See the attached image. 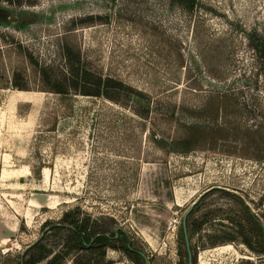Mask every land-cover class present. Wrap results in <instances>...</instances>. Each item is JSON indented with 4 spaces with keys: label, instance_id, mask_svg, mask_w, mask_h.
Masks as SVG:
<instances>
[{
    "label": "rangeland",
    "instance_id": "obj_1",
    "mask_svg": "<svg viewBox=\"0 0 264 264\" xmlns=\"http://www.w3.org/2000/svg\"><path fill=\"white\" fill-rule=\"evenodd\" d=\"M84 70L181 115L152 111L143 126L122 93L74 91ZM178 122L201 142L188 153L151 138L182 135ZM218 188L264 233V0H0V264L38 244L48 252L33 264H138L139 252V264H188L191 207L190 264H264V236ZM70 217L121 228L130 255L113 240L75 247Z\"/></svg>",
    "mask_w": 264,
    "mask_h": 264
},
{
    "label": "trees",
    "instance_id": "obj_2",
    "mask_svg": "<svg viewBox=\"0 0 264 264\" xmlns=\"http://www.w3.org/2000/svg\"><path fill=\"white\" fill-rule=\"evenodd\" d=\"M176 3H179L183 5L186 8H191L193 0H174ZM74 91L78 92L81 95L89 96L90 98H98V97H104L108 99H114L115 93H122V96L127 99V101L133 106V116L129 117L132 119V117H135L139 119V123H141L143 126L147 123L151 122V113L152 111H159L163 112L164 114H168L170 116H173L175 113L176 115L180 116L182 110L175 111L174 108L166 107L162 108L160 106H153L151 104L150 99L147 98V96L144 94L143 91L134 88L122 80H119L117 78H113L110 76H100V75H91L84 70L81 75L77 74L72 76V78L69 81L68 84ZM55 92L59 93L61 96L59 97L64 98L65 92L62 88H55ZM76 94V93H75ZM166 109V110H165ZM163 110V111H162ZM166 111V112H165ZM170 113V114H169ZM62 117V119L67 120L70 119L72 113H65ZM123 117H127L123 112H120ZM177 117V116H176ZM179 119V117H177ZM150 120V122H149ZM183 122H178V126L183 129L182 135H177L174 137L171 136H164L163 134L152 132L151 138L152 141L156 145H165L167 151H171L174 153H188L192 150H194L197 146H199L200 139L197 136V131L191 130L189 127H193V124H186ZM220 192L223 194L229 196L233 200H235L239 205L241 210L244 212L246 219L252 224L257 226L259 233L262 234L263 227L259 224L257 218L254 216V214L251 212L249 206L242 200V198L231 191H227L224 189H219ZM207 194V193H205ZM204 194V195H205ZM194 208H190L187 217H186V228L188 233V238L190 237L191 232L198 231L201 227V220H193L191 219V214L193 213ZM69 216L68 213H65L64 218L67 219ZM68 229L73 237L74 240V246L79 248H93L97 244L100 246L108 244L110 240H113L115 242H119L121 244V248L130 255L129 248L131 247V242L129 240V236L121 229L118 228L117 230H113L111 232H92L88 231L86 222H80L77 220H74L73 218H69L68 221ZM238 233L241 235L240 237L246 243L251 247V236L247 235L245 232L238 230ZM180 235V245L184 244V235L182 231V225L179 231ZM227 240H233L234 236H229L226 238ZM262 241V239H261ZM36 245V244H34ZM38 248V254L36 256H33L32 258L28 259L26 263L33 264L37 262L39 259L45 256V254L48 252V250L40 251L39 244L36 246ZM264 250V245L262 247ZM187 252H185L186 256ZM141 255L139 253L135 254V257L133 258L134 261H136L139 264V261L141 259ZM188 257V255H187ZM23 261V258L21 256L20 260L17 262V264H26ZM188 263V258H187Z\"/></svg>",
    "mask_w": 264,
    "mask_h": 264
},
{
    "label": "water",
    "instance_id": "obj_3",
    "mask_svg": "<svg viewBox=\"0 0 264 264\" xmlns=\"http://www.w3.org/2000/svg\"><path fill=\"white\" fill-rule=\"evenodd\" d=\"M14 17L11 16V20H13ZM227 190V189H225ZM190 208L184 213L182 220H181V225H182V231H183V235H184V241H185V245H186V250H187V254H188V264L191 263V254H190V249H189V241H188V233H187V228H186V217L187 214L189 212ZM39 240V238L37 240H35L32 244L36 243ZM142 256L143 253L139 252Z\"/></svg>",
    "mask_w": 264,
    "mask_h": 264
}]
</instances>
